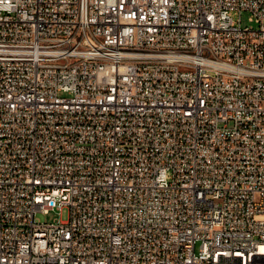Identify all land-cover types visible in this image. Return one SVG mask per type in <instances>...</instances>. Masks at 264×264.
Listing matches in <instances>:
<instances>
[{
  "label": "built area",
  "instance_id": "obj_1",
  "mask_svg": "<svg viewBox=\"0 0 264 264\" xmlns=\"http://www.w3.org/2000/svg\"><path fill=\"white\" fill-rule=\"evenodd\" d=\"M0 264H264V0H0Z\"/></svg>",
  "mask_w": 264,
  "mask_h": 264
},
{
  "label": "rangeland",
  "instance_id": "obj_2",
  "mask_svg": "<svg viewBox=\"0 0 264 264\" xmlns=\"http://www.w3.org/2000/svg\"><path fill=\"white\" fill-rule=\"evenodd\" d=\"M230 15L235 19V20H237V18H238V15L236 14V12H233V11H231L230 12ZM249 14H246V13H244V14H242V22H243V24H245V25H247V26H251V25H254V23L252 22V21H250L249 20ZM62 95H64L63 93H62ZM60 217V219L62 220V221H66L67 219H68V209L67 208H64L62 211H61V213L59 214V213H57V212H51L49 215H43V214H40V213H38L37 214V217L40 219V220H46V221H51L53 218H55V217Z\"/></svg>",
  "mask_w": 264,
  "mask_h": 264
}]
</instances>
